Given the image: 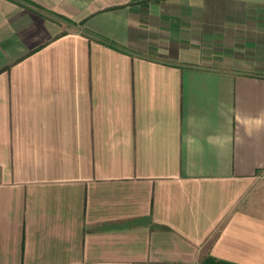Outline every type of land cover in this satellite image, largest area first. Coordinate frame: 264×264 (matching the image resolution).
I'll use <instances>...</instances> for the list:
<instances>
[{"label":"crops","instance_id":"0c3cea01","mask_svg":"<svg viewBox=\"0 0 264 264\" xmlns=\"http://www.w3.org/2000/svg\"><path fill=\"white\" fill-rule=\"evenodd\" d=\"M0 264H264V0H0Z\"/></svg>","mask_w":264,"mask_h":264}]
</instances>
